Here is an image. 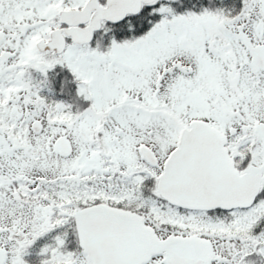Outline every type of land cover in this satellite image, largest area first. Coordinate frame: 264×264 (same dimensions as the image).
Returning <instances> with one entry per match:
<instances>
[{"label":"snow or ice","instance_id":"obj_1","mask_svg":"<svg viewBox=\"0 0 264 264\" xmlns=\"http://www.w3.org/2000/svg\"><path fill=\"white\" fill-rule=\"evenodd\" d=\"M53 230L40 264H264V0H0V264Z\"/></svg>","mask_w":264,"mask_h":264},{"label":"trees","instance_id":"obj_2","mask_svg":"<svg viewBox=\"0 0 264 264\" xmlns=\"http://www.w3.org/2000/svg\"><path fill=\"white\" fill-rule=\"evenodd\" d=\"M57 71H59V66H57V69L51 70L49 73V78L52 81V87L54 89L53 94L57 98L71 99L75 91V84L71 82L70 79L71 74L68 73L66 69H64L58 76L56 75ZM61 76H66L69 79V83L66 85L65 91L63 93L60 92ZM53 236L54 234L50 233L49 235L38 238L37 241L34 242V244L30 247L29 252L25 256V259L29 261V264H40V261L43 257L39 253V249L44 243L51 242Z\"/></svg>","mask_w":264,"mask_h":264},{"label":"flooded vegetation","instance_id":"obj_3","mask_svg":"<svg viewBox=\"0 0 264 264\" xmlns=\"http://www.w3.org/2000/svg\"><path fill=\"white\" fill-rule=\"evenodd\" d=\"M56 231H58V230H53L52 232H50V233H53L54 235L56 234ZM50 233H48V234H45L44 236H46V235H49ZM74 243H75V241L74 240H72L71 242H70V244H69V247H72L73 245H74Z\"/></svg>","mask_w":264,"mask_h":264}]
</instances>
